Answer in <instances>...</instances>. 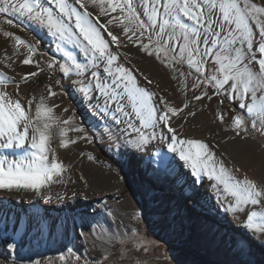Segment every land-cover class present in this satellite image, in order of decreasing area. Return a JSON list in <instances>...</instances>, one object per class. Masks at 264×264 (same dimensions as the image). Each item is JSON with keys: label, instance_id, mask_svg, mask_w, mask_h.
Masks as SVG:
<instances>
[{"label": "snow or ice", "instance_id": "obj_1", "mask_svg": "<svg viewBox=\"0 0 264 264\" xmlns=\"http://www.w3.org/2000/svg\"><path fill=\"white\" fill-rule=\"evenodd\" d=\"M0 14H6L0 20V36L11 48L0 57V192H31L47 204L53 201L47 194L51 187L64 183L68 166L57 157L52 141L58 138V146L68 148L77 142L68 132L85 130L65 127L74 118L56 115L60 105L50 99L64 95L62 89L53 91L54 85L48 84L39 96L21 91V85L40 73L52 79L59 71L82 102L119 126L118 134L108 136L117 153L122 148L130 154L151 153L155 148L165 172H174L178 159L183 162L179 167L189 169L193 187L211 182L216 204L233 219L240 220L249 205L262 206L260 211L249 209L241 221L246 235L237 242V254L242 259L232 262L257 264L251 257L254 247L264 250V185L236 177L241 169L229 168L224 153L217 151L218 133L201 139L182 130L188 117L197 116L193 101L206 104L215 98L218 105L228 102L223 110L214 109V119L221 131L232 133L229 140L246 143L254 134L264 137V0H0ZM10 28L27 31L33 39H23ZM46 39L61 54L59 59L40 50ZM129 45L171 70L184 97L180 103L150 89L148 85H159L141 73L142 84L134 74L138 70L119 62L121 55H128L120 49ZM21 65L34 69L24 71ZM80 139L91 142L87 135ZM153 141L172 155L161 154ZM88 159L95 157L89 154ZM6 249L9 254L0 257V264H8L17 245L7 243ZM67 251L74 264H104L108 259L105 255L90 261L71 248Z\"/></svg>", "mask_w": 264, "mask_h": 264}, {"label": "bare ground", "instance_id": "obj_2", "mask_svg": "<svg viewBox=\"0 0 264 264\" xmlns=\"http://www.w3.org/2000/svg\"><path fill=\"white\" fill-rule=\"evenodd\" d=\"M4 18L5 16L0 14V20ZM5 27L8 28L7 25ZM9 30L20 35L23 39H33L32 34L27 31H21L19 28H10ZM5 49L9 53L11 52L9 41L0 36V57ZM40 50L57 59L61 56L56 52L54 44L47 39L40 44ZM120 51L126 52L128 55L126 57L121 55L119 62L129 69L138 70L134 71V74L142 84L141 73L159 85L158 88L148 85L150 89L161 95H167L170 101L175 100L176 103H180L184 99L177 91L178 81L171 79L170 69L153 57L143 56L140 50L130 51L127 47L121 48ZM36 58L34 57V59ZM21 68L24 71H29L33 70L34 66L21 65ZM17 70L19 71L20 68ZM183 70H188L186 65L183 66ZM9 74L11 75V72ZM57 79H62L65 82V91L60 85L55 84ZM48 84L54 85L53 91L59 92L62 89L65 93L50 99V103L60 105L55 109L57 116L61 119L74 118L65 127L71 129L80 126L85 131L79 133L70 130L68 138L75 139L77 142L70 144L68 148H60L58 138H54L52 141L57 157L68 166V170L63 174L64 183L53 185L47 193L53 196L51 203H44L42 199L31 192H0V246L11 240L20 251L19 245L25 244L34 230H38V235L41 238L38 244L41 247L43 244L52 246V240L57 235L58 225L63 224L66 231L72 233L73 224L78 223V218L82 221V226L85 229L90 231L97 229L105 232L103 224L98 223L94 218L103 212L112 214L117 220L118 228L124 231L127 230L126 224L132 222L133 215L145 214L150 201L160 202L161 199L175 203L179 210L176 215L177 219L181 217L189 219V216L183 212V203L186 199L196 195L203 202L202 211L206 213V217H214L221 221L230 220L236 228L242 227L241 221L246 219L249 209L262 210L260 205H249L244 213L239 214L240 220L233 219L231 214L224 213L216 204L208 187L211 182L206 181L203 185L197 184L193 187L189 169L179 167L178 165L183 162L178 159L176 164L172 165L175 171L165 172L160 168V158L156 155L155 148L151 153L130 154L129 150L123 148L117 153L111 148L108 136L110 132L118 134L119 126L114 125L110 117L105 119L96 114L88 102H82L79 94L73 90L69 79L63 77L59 71L54 73L52 79H48L45 73H40L28 84L21 85V91L39 96L46 92L45 86ZM190 95L191 93H189ZM227 104L226 101L225 105H218L215 98L206 104L193 101L191 106L193 110L197 111V116L187 118L188 122L184 124L182 134L188 137L208 139L213 138L214 133H218L214 136V140L221 143V147L217 151L224 153L223 158L229 168L241 169L239 172H235L236 177L243 179L247 176L248 179L256 181L258 185H264V137L254 134L255 139H249L246 143L240 138L235 141L229 140L228 137L232 133L221 131V127L214 119V109L223 110ZM63 108H67L68 111H62ZM173 119L177 124L181 122L179 118ZM136 123L139 124L138 121ZM53 131L55 132V129ZM84 135L91 137V142L80 139ZM153 145L160 149L161 154L172 155L167 153L166 146L159 145L157 141H153ZM153 145L149 147L152 148ZM6 154L10 158H16V155L11 152ZM89 154L95 159L89 160ZM108 165L112 167L109 168ZM73 193L77 194L75 198L72 196ZM57 196L65 197V199L57 200ZM3 220H7L12 225L6 228L3 225ZM41 223L46 224L43 229L39 227ZM47 225H54V227ZM227 231L226 238L231 239L230 245L237 249L240 237L237 238L230 229ZM72 242L75 247V237ZM251 259L260 264V261L253 255Z\"/></svg>", "mask_w": 264, "mask_h": 264}, {"label": "rangeland", "instance_id": "obj_3", "mask_svg": "<svg viewBox=\"0 0 264 264\" xmlns=\"http://www.w3.org/2000/svg\"><path fill=\"white\" fill-rule=\"evenodd\" d=\"M128 47L130 51H139L134 45ZM60 81L59 85L65 91V82ZM202 204L196 195L186 199L183 212L189 219H177L179 210L175 203L164 199L160 202L150 201L146 213L133 215L132 222L126 224L127 230L124 231L118 228L116 218L106 212L94 216L98 223L103 224L105 232L85 229L79 218L78 223L73 224L72 233L60 223L52 246L43 244L41 247L38 244L41 239L38 230H34L28 241L19 245L21 250L16 249V253L10 255L8 264H35L37 261L39 264H74L67 251L69 248L90 261L100 260L107 255L104 264H232L242 259L226 235L230 229L241 240L246 235L244 228H236L230 220L206 217ZM3 225L7 228L12 224L3 220ZM74 237L75 247L72 242ZM7 243L13 242L10 240ZM6 244L0 246V257L9 254ZM62 255L68 258L67 262L60 259ZM253 256L264 264V250L254 247Z\"/></svg>", "mask_w": 264, "mask_h": 264}]
</instances>
